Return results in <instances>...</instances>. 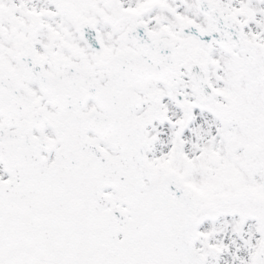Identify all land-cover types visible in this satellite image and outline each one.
Masks as SVG:
<instances>
[{
	"label": "snow or ice",
	"instance_id": "obj_1",
	"mask_svg": "<svg viewBox=\"0 0 264 264\" xmlns=\"http://www.w3.org/2000/svg\"><path fill=\"white\" fill-rule=\"evenodd\" d=\"M0 264H264V0H0Z\"/></svg>",
	"mask_w": 264,
	"mask_h": 264
}]
</instances>
